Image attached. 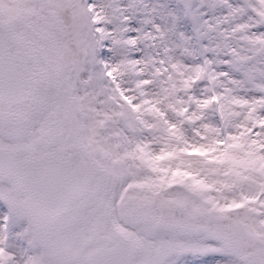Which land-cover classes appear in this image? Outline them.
Returning a JSON list of instances; mask_svg holds the SVG:
<instances>
[{"label":"snow or ice","instance_id":"6c2138e0","mask_svg":"<svg viewBox=\"0 0 264 264\" xmlns=\"http://www.w3.org/2000/svg\"><path fill=\"white\" fill-rule=\"evenodd\" d=\"M0 264H264V0H0Z\"/></svg>","mask_w":264,"mask_h":264}]
</instances>
